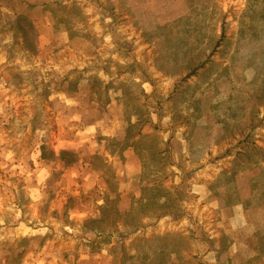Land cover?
<instances>
[{"label": "rangeland", "instance_id": "obj_1", "mask_svg": "<svg viewBox=\"0 0 264 264\" xmlns=\"http://www.w3.org/2000/svg\"><path fill=\"white\" fill-rule=\"evenodd\" d=\"M8 4L0 264H264V0Z\"/></svg>", "mask_w": 264, "mask_h": 264}, {"label": "crops", "instance_id": "obj_2", "mask_svg": "<svg viewBox=\"0 0 264 264\" xmlns=\"http://www.w3.org/2000/svg\"><path fill=\"white\" fill-rule=\"evenodd\" d=\"M52 1V0H51ZM1 5H0V26L1 23L4 22L5 25H12L13 28H19V23L21 22L20 20H25L28 19L27 16H25L23 13H20L17 9H15L12 5H9V0H1ZM121 120V121H120ZM118 121V127H114L115 129L113 130V137H117V131L118 128L121 130V126L124 125L123 122V117L120 116ZM115 121V122H116ZM113 122V123H115ZM106 128L103 127V130ZM102 130V128H101ZM112 130L110 132H113ZM109 136V135H108ZM99 155H102L105 159L109 160L108 154L100 152Z\"/></svg>", "mask_w": 264, "mask_h": 264}, {"label": "trees", "instance_id": "obj_3", "mask_svg": "<svg viewBox=\"0 0 264 264\" xmlns=\"http://www.w3.org/2000/svg\"><path fill=\"white\" fill-rule=\"evenodd\" d=\"M25 34H28L27 32H25ZM64 154H66V153H64Z\"/></svg>", "mask_w": 264, "mask_h": 264}]
</instances>
